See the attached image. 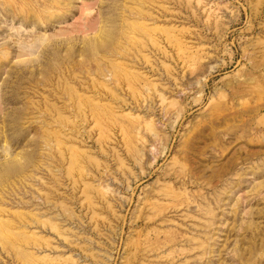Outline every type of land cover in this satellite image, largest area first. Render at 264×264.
<instances>
[{
	"label": "rangeland",
	"instance_id": "374dc122",
	"mask_svg": "<svg viewBox=\"0 0 264 264\" xmlns=\"http://www.w3.org/2000/svg\"><path fill=\"white\" fill-rule=\"evenodd\" d=\"M0 264H264V0H0Z\"/></svg>",
	"mask_w": 264,
	"mask_h": 264
}]
</instances>
